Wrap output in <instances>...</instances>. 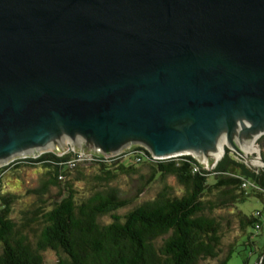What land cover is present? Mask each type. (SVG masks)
I'll return each mask as SVG.
<instances>
[{
  "label": "water",
  "instance_id": "1",
  "mask_svg": "<svg viewBox=\"0 0 264 264\" xmlns=\"http://www.w3.org/2000/svg\"><path fill=\"white\" fill-rule=\"evenodd\" d=\"M263 133L264 0H0V161L137 146L209 168Z\"/></svg>",
  "mask_w": 264,
  "mask_h": 264
},
{
  "label": "trees",
  "instance_id": "2",
  "mask_svg": "<svg viewBox=\"0 0 264 264\" xmlns=\"http://www.w3.org/2000/svg\"><path fill=\"white\" fill-rule=\"evenodd\" d=\"M135 153H142L141 163L153 164L160 176L173 175L185 188V194L172 199L160 197L118 217L112 213L125 207L127 202L118 199L114 192H96L76 204L69 189L50 208L37 206L23 212L19 223L10 219L15 197H0V264H41V252L45 250L60 251L67 256L68 260L58 264H196L200 259L218 257L220 252L218 225L202 214L204 193L212 189L238 190L240 199L264 195V169L247 167L230 156L228 149L210 174L202 169L193 173L192 166L198 162L192 156L153 161L145 149L135 147L129 155L132 165L136 164ZM69 158L70 155L57 157L55 152L45 153L37 158L16 161L1 171L40 166L47 171L45 186L55 187L61 182L57 176L62 164ZM91 165L102 171V177L95 178L97 181L113 176L104 165ZM128 169L132 170L131 165ZM209 176L214 177L210 185L207 184ZM242 181L257 190L244 194L240 189ZM103 215H110L111 222L100 225L97 218ZM250 222L255 228L257 219L254 215ZM162 236L167 238L158 252L153 241ZM231 256L232 248L218 264H227ZM254 264H264V251Z\"/></svg>",
  "mask_w": 264,
  "mask_h": 264
},
{
  "label": "rangeland",
  "instance_id": "3",
  "mask_svg": "<svg viewBox=\"0 0 264 264\" xmlns=\"http://www.w3.org/2000/svg\"><path fill=\"white\" fill-rule=\"evenodd\" d=\"M254 146L256 150L240 151L242 155L245 156L246 154L247 157V159L245 158L246 164L243 160L241 163L251 169L261 170V167L254 165L249 160L256 158L258 154L264 160V133L259 139H256ZM68 147L74 146L65 144L59 147L30 151L0 161V165L23 155L33 157L35 153L58 152ZM135 147L137 146H129L108 152L95 151L109 155H119L117 160L105 165V170L113 174L107 180L97 181L95 178L102 177V171L99 167L91 164H80L74 170L69 171L65 174L63 182L61 181L55 187L45 186L48 177L43 174V169L40 166H23L15 172L6 170V174L2 175L0 181V197L6 195L15 197L11 205L10 219L19 223L22 213L27 210L37 206L50 208L52 203L58 202L67 194L69 189L73 192L76 204L86 201L96 192H114L118 199L127 202L125 207L112 213L118 217H123L134 208L155 201L160 197L172 199L185 194V188L173 175L160 176L154 169L153 164L132 165V158L127 156V153ZM226 149L227 147L224 146L223 154ZM230 156L234 158L232 154ZM130 165L132 170L128 169ZM213 182V176L207 177L208 185ZM239 194L238 190L219 191L212 189L205 192L201 197L204 205L203 216L214 220L218 225L220 252L218 257L200 259L196 264H218L221 259L226 257L231 248L232 256L227 264H254L257 256L264 251V195H249L240 199L238 198ZM232 197L236 198L232 200ZM40 201L43 202V205ZM255 212L260 213V216L257 217V222L260 224L259 229H255L253 222H250ZM97 222L100 225H106L111 222V216H99ZM166 238L167 236H162L153 241L156 251L159 252ZM1 253L0 245V255ZM41 256V264H58L61 260H68L67 256L60 251L45 250L41 252Z\"/></svg>",
  "mask_w": 264,
  "mask_h": 264
},
{
  "label": "built area",
  "instance_id": "4",
  "mask_svg": "<svg viewBox=\"0 0 264 264\" xmlns=\"http://www.w3.org/2000/svg\"><path fill=\"white\" fill-rule=\"evenodd\" d=\"M260 136L257 138L259 139ZM256 141V140H255ZM225 146V145H224ZM228 149V148H227ZM224 150V148H223ZM223 150H222V154L214 161V163L212 164V166H210L209 168H204V167H200L199 165H193L192 166V172L196 173L199 171V169H202L205 173H211L212 170L214 169V167L216 166V164L221 160V158L223 157ZM230 151V153L234 156V159L242 162V160L244 161V163L246 164V154L244 155H238L236 154L234 151L228 149ZM45 153H54L52 151H48V152H42V153H37V155H34L33 157H28L26 155H23L21 157H17L12 159L9 162H6L5 164L0 165V181H1V177L3 175V171L2 168L16 162L19 160H25L28 158H37L42 154ZM57 157H63L65 155H70V158L68 160H66V162H64L62 164V170L61 172L58 174L57 176V180L58 181H63L65 179V172L66 171H72L75 168H77L80 164H102V165H106L107 163H111L114 162L115 160H117L119 158V155H109V154H105V153H100V152H90V151H86L83 149H75L74 147H68L62 151H58L55 152ZM132 151L127 153V156L131 155ZM136 155L134 156V162L136 164H140L143 161V154L142 153H135ZM150 155V154H149ZM182 156H190V155H180V156H176V157H171V158H165V159H153L151 158L153 161H168L171 159H175L178 157H182ZM124 157V156H122ZM151 157V156H150ZM121 158V157H120ZM246 158V159H245ZM249 160V159H248ZM262 157L261 155H257L256 158L251 159L249 161H256L257 166L261 167L262 169H264V164L262 163ZM240 189L244 192V194L249 193L250 190H257V188L253 185H251L250 183L246 182V181H242L241 185H240ZM260 216L259 212H255L254 213V217L257 219V217ZM260 228V224L259 222H256L255 224V229H259Z\"/></svg>",
  "mask_w": 264,
  "mask_h": 264
},
{
  "label": "bare ground",
  "instance_id": "5",
  "mask_svg": "<svg viewBox=\"0 0 264 264\" xmlns=\"http://www.w3.org/2000/svg\"><path fill=\"white\" fill-rule=\"evenodd\" d=\"M261 135H262V134H261ZM261 135H260V136H261ZM255 140H256V139H255ZM255 140H254V142L250 145V147H249L248 149L256 150V149H255V146H254ZM223 145H225V144H222V146H223ZM223 148H224V146H223ZM223 148H222V150H223ZM39 150H40V149H39ZM247 151H248V150H247ZM253 164H254V165H257L256 161H253Z\"/></svg>",
  "mask_w": 264,
  "mask_h": 264
},
{
  "label": "crops",
  "instance_id": "6",
  "mask_svg": "<svg viewBox=\"0 0 264 264\" xmlns=\"http://www.w3.org/2000/svg\"><path fill=\"white\" fill-rule=\"evenodd\" d=\"M20 168H21V167H18L17 169H13V168H12V169H8L7 171L10 170V171H14V172H15V171H17V170L20 169ZM46 172H47V171H46L45 169H43V174H46ZM3 174H6V171H4Z\"/></svg>",
  "mask_w": 264,
  "mask_h": 264
}]
</instances>
